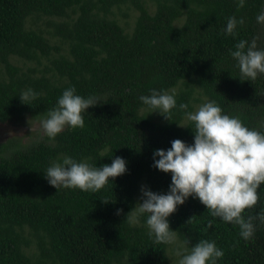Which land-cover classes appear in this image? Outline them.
Wrapping results in <instances>:
<instances>
[{"label": "trees", "instance_id": "1", "mask_svg": "<svg viewBox=\"0 0 264 264\" xmlns=\"http://www.w3.org/2000/svg\"><path fill=\"white\" fill-rule=\"evenodd\" d=\"M123 5L136 11L131 31L115 17ZM261 12L264 0H245L239 10L237 0H0V122L47 116L70 87L101 101L82 113L83 128L65 127L54 140L42 134L28 143L0 142V264H179L168 244L149 237L148 214L135 224L126 215L142 202L141 186L169 191L171 173L153 166L154 151L174 139L194 143L181 103L193 112L214 101L223 114L264 132V74L242 82L229 51L254 38L264 50ZM233 16L244 23L226 35ZM12 56L33 64L24 68ZM28 89L39 94L32 105L19 97ZM152 89L175 94L172 121L149 114L139 99ZM65 156L92 167L121 157L127 171L97 193L57 191L45 172ZM258 193L243 213L257 217L248 241L193 197L167 218L170 230L189 251L214 241L224 252L217 264H264V184Z\"/></svg>", "mask_w": 264, "mask_h": 264}, {"label": "clouds", "instance_id": "2", "mask_svg": "<svg viewBox=\"0 0 264 264\" xmlns=\"http://www.w3.org/2000/svg\"><path fill=\"white\" fill-rule=\"evenodd\" d=\"M244 4L245 0H237V10ZM257 22L264 23V12L257 16ZM243 23V18H228L225 34L234 36L237 25ZM235 49L229 51L237 61L242 82L255 81L258 74H264V50L257 48L256 38L250 43L240 40ZM75 93L74 87L65 89L57 105L39 122L40 129L49 139L54 140L65 127L83 128L82 113L101 102L97 97L85 99ZM38 95L28 89L19 97L22 103L32 105ZM139 99L151 109L149 114L158 112L165 120L172 121V110L177 107L174 93L152 89L150 95L140 96ZM179 109L194 125V143L186 144L181 139H174L169 149L154 151L153 166L164 173H171L169 191L161 194L141 186L142 202L127 213L128 222L138 223L140 216L148 214L146 226L149 237H154L157 244H173L176 233L170 230L167 218L177 210L178 205L193 197L199 199L212 217L237 225L241 238L250 240L255 232L253 220L257 217L245 219L243 213L258 203V189L264 184V132L246 127L238 117L223 114L214 101L199 106L195 112L187 111V103H181ZM178 126L188 127L181 123ZM126 171V161L121 157H115L111 164L92 167L87 161L77 162L65 156L62 163L54 162L46 169L45 177L57 191L65 188L97 193L109 180L114 181ZM102 201L110 202L108 199ZM121 211L117 210V214ZM258 219L264 223V212L259 214ZM176 254L181 257L179 264H208L209 261L217 264L224 252L216 247L214 241L205 239L196 243L190 251L178 250Z\"/></svg>", "mask_w": 264, "mask_h": 264}, {"label": "rangeland", "instance_id": "3", "mask_svg": "<svg viewBox=\"0 0 264 264\" xmlns=\"http://www.w3.org/2000/svg\"><path fill=\"white\" fill-rule=\"evenodd\" d=\"M124 11H127L128 15L123 14ZM135 15L136 11L133 8L127 7L125 5L121 6L120 9H115V17L122 25H124L127 31H131ZM57 41L58 40H56V42ZM11 61L15 64L22 65L24 68H26V66L29 64H33L29 61L22 60L18 56H12ZM44 62H46V59ZM201 105L202 102L197 103L193 112H195ZM46 117L47 116L34 117L32 115L25 114L18 120L0 122V142L7 141L8 138L12 137L19 138L21 143H28L37 137H41V135L44 133L39 127V122ZM183 249L186 248L178 237H176V241L173 244H168L167 253L171 261L178 262L181 257L176 253L178 250L182 251Z\"/></svg>", "mask_w": 264, "mask_h": 264}]
</instances>
